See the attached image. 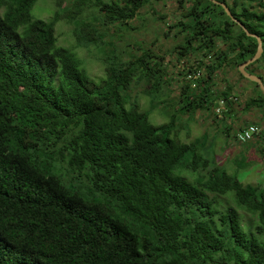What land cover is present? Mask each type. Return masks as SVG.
<instances>
[{
  "label": "trees",
  "instance_id": "16d2710c",
  "mask_svg": "<svg viewBox=\"0 0 264 264\" xmlns=\"http://www.w3.org/2000/svg\"><path fill=\"white\" fill-rule=\"evenodd\" d=\"M217 1L262 39L246 70L264 82L253 70L264 62V0ZM37 2L0 0V264H264V188L218 168L207 137L183 143L175 114L152 124L132 95L143 82L154 106L168 73L150 49L124 61L110 29H128L152 0H57L49 20L33 17ZM180 2L169 26L183 35L179 59L202 54L189 72L205 75L176 112L211 110L221 96L230 108L232 86L217 94L215 77L234 64L246 79L238 68L257 40L209 0ZM62 22L78 49L103 54L104 77L58 45ZM253 108L264 110L259 87Z\"/></svg>",
  "mask_w": 264,
  "mask_h": 264
},
{
  "label": "rangeland",
  "instance_id": "374dc122",
  "mask_svg": "<svg viewBox=\"0 0 264 264\" xmlns=\"http://www.w3.org/2000/svg\"><path fill=\"white\" fill-rule=\"evenodd\" d=\"M61 1L63 4L69 2V0ZM180 1L152 0L129 23L128 29L124 27L121 31L115 27L110 29V34L119 36L116 38L115 45L117 55L124 61L129 60L128 54L139 56L142 52L138 47H142L150 49L156 57L155 60L161 61L167 70L168 85L164 87L159 101H156L154 106L151 105L153 98H148L145 94L147 87L145 83L134 84L132 95L139 97V105L143 111L149 112L152 124L155 126L169 124L172 121L171 116L175 114L174 134H177L183 143L189 145L207 137V146L203 152L209 154V158L216 159L218 168L225 169L245 185L264 188V110L253 108L247 111L245 109L247 100L257 94L258 87L253 82L240 78L234 64L223 67L224 69L216 75L213 87V91L219 94L228 86H232L231 98L227 100L232 102L230 108L225 105L226 109L217 114L220 111V109L217 110L220 102L226 100L221 96L216 101L217 105L211 110H197L194 114L184 115L176 112V109L181 107L184 88L188 84L193 88V81L198 80L189 78L190 75L196 74L190 73L189 69L192 66H198V63L204 59L199 53L179 59L177 50L183 43V35H177L178 30L170 29L169 26L180 20L182 13ZM228 1L232 5V0ZM56 2L57 0H38L32 10L33 17L49 20L56 10ZM56 35L58 45L78 53L84 63L83 68L85 67L92 78L99 80L105 76L107 62L105 57L95 48L78 49L73 36V26L64 22L60 23L57 26ZM208 61H212L210 56L205 60V62ZM253 70L255 74L264 76V62ZM201 71L204 77L205 72L203 69ZM248 124L259 125L263 129V136L250 144H238L235 141V135ZM224 202L226 203V199ZM230 205L239 210L245 224L256 221V218L244 212L237 204L231 202Z\"/></svg>",
  "mask_w": 264,
  "mask_h": 264
},
{
  "label": "water",
  "instance_id": "95a60500",
  "mask_svg": "<svg viewBox=\"0 0 264 264\" xmlns=\"http://www.w3.org/2000/svg\"><path fill=\"white\" fill-rule=\"evenodd\" d=\"M209 1L213 2L216 5L221 6L224 9V11L226 12V14L232 19V21L237 23L249 37L255 38L257 40L258 45H257V51H256L255 55L251 59L246 61L245 63L241 64L239 66L238 70L244 78H246L247 80H249L253 83H256L258 85V87L260 88V90L264 93V82H263V80L260 77H258L257 75L250 74L246 70L250 65L254 64L255 62H257L262 57V55H263L262 39L257 35L251 34L248 31V29L245 27V25L242 24L237 18H235L232 15L230 8L225 3L219 2L217 0H209Z\"/></svg>",
  "mask_w": 264,
  "mask_h": 264
},
{
  "label": "built area",
  "instance_id": "2783aa9c",
  "mask_svg": "<svg viewBox=\"0 0 264 264\" xmlns=\"http://www.w3.org/2000/svg\"><path fill=\"white\" fill-rule=\"evenodd\" d=\"M201 76H202L201 72H197L194 75H190L189 78H191L193 80H197ZM193 82H194L193 88H196V82L195 81H193ZM221 103L223 104L222 106H221ZM225 104H226L225 101L220 102V106H219V108H217V110L220 109V111L217 112V114H220L222 112V110L225 108ZM262 134H263V129L259 125L248 124L235 135V141L241 145L250 144V143H253L255 141L260 140L263 136Z\"/></svg>",
  "mask_w": 264,
  "mask_h": 264
}]
</instances>
